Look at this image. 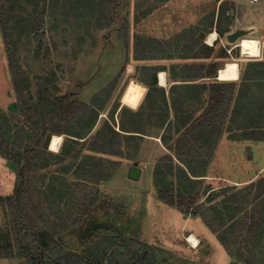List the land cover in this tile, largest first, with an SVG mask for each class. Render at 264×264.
<instances>
[{
  "label": "rangeland",
  "instance_id": "374dc122",
  "mask_svg": "<svg viewBox=\"0 0 264 264\" xmlns=\"http://www.w3.org/2000/svg\"><path fill=\"white\" fill-rule=\"evenodd\" d=\"M223 1L228 5L231 28L251 30L252 33L244 38H256L263 43L261 57H242L239 47L231 53L227 51L232 48L227 34L217 44L214 42L216 53L224 48L229 55V58L221 60L222 66L237 60L241 68L247 61L264 58V0L258 3L252 0H116L111 19L98 16L95 9L99 8V2L94 3L97 5L94 8L88 0H47L49 6L44 9L42 2L38 5L39 0H7L8 24L13 29L11 38L15 47L9 50L0 23V122L7 128L8 123L13 125L22 119L14 85L13 66H17L27 78L25 90L33 95L31 103L37 102L42 93L51 97L70 95L73 99L97 106L101 122L110 118V113L118 105L114 117L119 129L120 117L117 113L124 106L122 95L130 81H137L142 67L162 65L171 68L200 62L179 58L136 59L141 55L138 45L148 37L170 39L194 28H204L200 35H207L210 28H205L201 22L208 23L213 12L218 15ZM35 9L44 11V14L38 16L35 23L25 24V19L36 14ZM12 53L16 56L13 66L10 62ZM166 76L165 89L169 95L172 79L169 73ZM141 105L147 107L148 103L142 100ZM156 120L161 122L156 117L152 120L153 126ZM152 124L147 131L149 136L144 140L124 144L127 156L97 154L105 157L103 159L108 166L112 161H119L120 164L116 170L112 169L110 180L95 186L99 199L90 214L81 217L74 229L59 233V241L68 250L85 253L96 249L104 236L114 239L122 251L124 239L136 237L154 251L158 264H246L227 251L216 232L220 225L217 221L212 219L215 228L212 229L202 216L183 213L158 198L160 186L175 182V175L165 168L167 163L161 161L167 150L160 136L175 134L176 126L166 129L165 126L153 127ZM219 135L215 149L210 146L213 149L211 158L201 161L206 171L204 181L213 182V186L218 185L215 182L224 181L241 188L264 176V144L237 142L230 139L226 130ZM65 139L63 136L62 144ZM81 141L77 149L79 157L76 158L74 153L67 161L78 162L86 152L87 143ZM134 166L142 169L138 181L128 177L129 169ZM63 175L61 184H56V187L64 191L57 194L56 199L47 188L49 180L53 179L52 173L38 172L32 177L42 203L47 206L55 200L59 205L56 208L60 210L58 214L62 216L64 213L67 217L73 204L77 203L67 202L69 194L65 191L73 190L78 180L71 171H64ZM16 179V167L0 155V198L13 194ZM227 196L217 190L208 200L207 196L200 198L202 211L214 217L213 207L222 211L228 206L235 210L234 204L225 203ZM222 217L225 221L222 229H225L241 214L224 213ZM12 220L9 202H0V264H28L15 246ZM191 234L199 239L198 248H191L187 242ZM254 239L261 245L257 249H245L246 254L252 256L256 263L264 264V231L257 232ZM104 243L102 248L105 249L109 243Z\"/></svg>",
  "mask_w": 264,
  "mask_h": 264
},
{
  "label": "trees",
  "instance_id": "16d2710c",
  "mask_svg": "<svg viewBox=\"0 0 264 264\" xmlns=\"http://www.w3.org/2000/svg\"><path fill=\"white\" fill-rule=\"evenodd\" d=\"M6 1L0 0V23L12 51L15 42L11 38L13 29L8 24ZM88 1L94 8L97 7L94 3L99 2V8L95 9L98 16L111 19L116 0ZM41 2L44 9L49 6L47 0H39L38 5ZM228 10L223 1L218 15L213 12L208 23L201 22L205 28H210L206 30L207 35L218 33L215 44L232 31ZM35 12L24 20L25 24L35 23L38 16L44 14L39 9ZM196 29L183 31L170 39L148 37L138 45L141 55L136 59L179 58L200 62L171 68L142 67L136 80L147 89L143 102L147 101L148 106L139 105L136 111L123 106L117 113L119 129L114 117L118 105L110 118L101 122L97 106L70 95L51 97L42 93L37 102L31 103L33 95L25 90L27 78L13 66L16 56L10 55L22 119L13 125L8 123L7 128L0 122V155L16 167L17 175L13 194L1 197L0 202H9L11 206L15 246L28 264H158L154 251L136 237L124 239L122 251L114 239L104 236L96 249L85 253L66 249L57 237L59 233L74 229L81 217L90 214L99 199L95 186L110 180L112 169L116 170L120 164L112 161L108 166L105 157L97 154L127 156L124 144L130 145L149 136L147 131L156 117L163 122L156 120L153 127L171 129L176 126L175 134L160 136L167 150L161 161L167 163L165 168L175 175V182L160 186L158 198L183 213L202 216L212 229H215L212 219L217 221L220 225L216 232L230 255L234 254L246 264H258L252 256H247L245 249H257L261 245L254 235L264 231V176L241 188L224 181L222 184L215 182L218 185L213 186V182L204 181L206 171L201 161L211 158L215 141L224 130L237 142L264 143V58L247 61L240 68L237 81H220L218 72L223 68L220 62L229 55L224 48L216 53L215 44L208 45L207 35H200L204 28H198L199 32ZM136 39L139 43L138 36ZM161 72L169 73L172 79L169 95L165 87L159 85ZM53 135L66 137L58 152L50 150ZM81 140L87 143L86 152L78 162L67 161L74 153L79 157L77 149ZM64 171H71L78 180L73 190L65 191L69 194L67 202L77 203L67 217L64 213L58 214L59 205L55 200L47 206L42 203L32 177L38 172L52 173L53 179L49 180L47 188L56 199L57 194L64 191L56 187L61 184ZM217 190L228 194L225 203L234 204L236 209L226 206L221 211L213 207L214 217H210L202 211L199 200L205 196L208 200ZM231 212L241 217L222 229L225 226L222 215ZM104 242L109 243L105 249L102 248Z\"/></svg>",
  "mask_w": 264,
  "mask_h": 264
},
{
  "label": "bare ground",
  "instance_id": "6f19581e",
  "mask_svg": "<svg viewBox=\"0 0 264 264\" xmlns=\"http://www.w3.org/2000/svg\"><path fill=\"white\" fill-rule=\"evenodd\" d=\"M217 32L209 34L207 43L213 45L217 39ZM262 41L256 38H242L238 42V47L241 50L242 57L259 58L262 55ZM240 77V66L237 60L228 62L219 71L218 79L220 81H236ZM159 83L162 87L167 85L166 73L161 72L159 76ZM146 87L138 81L132 80L128 84L125 92L122 95V104L132 109H137L143 100L146 93ZM63 136L53 135L50 142V150L58 152L62 145ZM191 248H198L200 245L199 239L191 234L187 240Z\"/></svg>",
  "mask_w": 264,
  "mask_h": 264
},
{
  "label": "water",
  "instance_id": "95a60500",
  "mask_svg": "<svg viewBox=\"0 0 264 264\" xmlns=\"http://www.w3.org/2000/svg\"><path fill=\"white\" fill-rule=\"evenodd\" d=\"M250 33L251 30L238 29L227 36V41L229 44H236L239 42L240 39L246 37ZM141 174H142V169L134 166L129 169L128 177L133 181H138L141 177Z\"/></svg>",
  "mask_w": 264,
  "mask_h": 264
},
{
  "label": "built area",
  "instance_id": "2783aa9c",
  "mask_svg": "<svg viewBox=\"0 0 264 264\" xmlns=\"http://www.w3.org/2000/svg\"><path fill=\"white\" fill-rule=\"evenodd\" d=\"M260 0H252V2L253 3H258ZM236 30H238V27H236V28H232V31L231 32H234V31H236ZM230 32V33H231ZM216 41V40H215ZM231 46H232V48L231 49H227V51L229 52V53H231V51L232 50H234L235 48H237L238 47V44L236 43V44H230Z\"/></svg>",
  "mask_w": 264,
  "mask_h": 264
},
{
  "label": "crops",
  "instance_id": "0c3cea01",
  "mask_svg": "<svg viewBox=\"0 0 264 264\" xmlns=\"http://www.w3.org/2000/svg\"><path fill=\"white\" fill-rule=\"evenodd\" d=\"M251 33H252V32H251ZM217 34H218V33H217ZM229 34H230V33H229ZM229 34H228V35H229ZM228 35H227V36H228ZM219 71H220V70H219ZM218 74H219V72H218ZM258 144H260V145L262 144V145H263L264 143H258ZM258 173H260V171H259Z\"/></svg>",
  "mask_w": 264,
  "mask_h": 264
}]
</instances>
